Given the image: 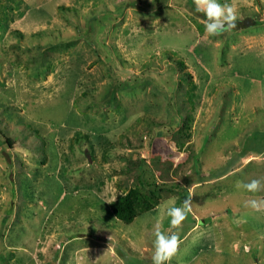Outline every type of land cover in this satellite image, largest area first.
<instances>
[{
    "label": "rangeland",
    "instance_id": "374dc122",
    "mask_svg": "<svg viewBox=\"0 0 264 264\" xmlns=\"http://www.w3.org/2000/svg\"><path fill=\"white\" fill-rule=\"evenodd\" d=\"M218 2L212 36L194 0H0V264H153L157 230L170 264H264V0Z\"/></svg>",
    "mask_w": 264,
    "mask_h": 264
},
{
    "label": "clouds",
    "instance_id": "9594fccd",
    "mask_svg": "<svg viewBox=\"0 0 264 264\" xmlns=\"http://www.w3.org/2000/svg\"><path fill=\"white\" fill-rule=\"evenodd\" d=\"M194 4L196 11L203 12L206 17L205 27L209 35L218 36L237 27L236 10L231 5H222L218 0H194ZM243 187L252 193L264 190V185L256 179L243 184ZM247 203L256 211L264 210V200L252 199ZM191 211V198L184 200L182 207H171L167 213L171 217V226L178 229ZM180 242L178 232L167 235L163 231L157 230L154 241L155 251L152 256L153 264H170L179 250Z\"/></svg>",
    "mask_w": 264,
    "mask_h": 264
},
{
    "label": "trees",
    "instance_id": "16d2710c",
    "mask_svg": "<svg viewBox=\"0 0 264 264\" xmlns=\"http://www.w3.org/2000/svg\"><path fill=\"white\" fill-rule=\"evenodd\" d=\"M234 160L232 159L228 164H231ZM228 170H231L230 165ZM224 175L222 174L220 176ZM152 207L153 204L143 198L136 189H131L119 196L111 205L115 217L125 224L131 223L140 212L147 211Z\"/></svg>",
    "mask_w": 264,
    "mask_h": 264
},
{
    "label": "water",
    "instance_id": "95a60500",
    "mask_svg": "<svg viewBox=\"0 0 264 264\" xmlns=\"http://www.w3.org/2000/svg\"><path fill=\"white\" fill-rule=\"evenodd\" d=\"M251 23V20H245L244 22H243V25L244 26H248L249 24Z\"/></svg>",
    "mask_w": 264,
    "mask_h": 264
}]
</instances>
